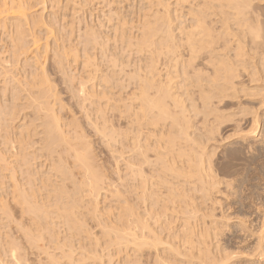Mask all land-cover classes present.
I'll return each mask as SVG.
<instances>
[{
	"label": "bare ground",
	"instance_id": "6f19581e",
	"mask_svg": "<svg viewBox=\"0 0 264 264\" xmlns=\"http://www.w3.org/2000/svg\"><path fill=\"white\" fill-rule=\"evenodd\" d=\"M80 11L89 21L76 19ZM0 29L9 42L0 70L6 78L20 66L8 86L26 96L0 102V211L9 217L13 205L25 250L44 252L49 264H252L250 256H264V210L249 214L258 236L244 261L223 243L229 215L220 208L232 197L242 215L243 189L264 179V0H0ZM48 52L49 74L71 89L83 125L73 107L68 118L59 115L65 104L53 108L59 97L41 61ZM26 104L32 115L13 125ZM86 126L105 148L104 171ZM226 127L253 138L254 152L232 144L217 170ZM247 218L236 232L253 227ZM2 230L0 264H29Z\"/></svg>",
	"mask_w": 264,
	"mask_h": 264
},
{
	"label": "rangeland",
	"instance_id": "374dc122",
	"mask_svg": "<svg viewBox=\"0 0 264 264\" xmlns=\"http://www.w3.org/2000/svg\"><path fill=\"white\" fill-rule=\"evenodd\" d=\"M88 13V12H87ZM85 17L86 15L85 14H82V12L80 11V13H78V14H76V19L77 18H83V16ZM87 18H89L90 19V17L88 16H86V20H88L89 21V19H87ZM94 18V20H95V16H93L92 17V19ZM75 27H77L76 28V30L74 29V31L72 32V36H70V39L73 41V42H75V43H73V44H76V40L78 39V25L77 26H75ZM81 27V26H80ZM79 27V28H80ZM1 29H0V34H1ZM74 32H77V34L76 33H74ZM37 35H39V34H37ZM43 33H42V35L40 34V36H41V38L43 37ZM77 35V38L75 37ZM1 37H0V51H7V50H9V42L7 41V37H5L6 35L4 34H1L0 35ZM74 36V37H73ZM4 37V38H3ZM46 37V36H45ZM73 38H74V40H73ZM4 39H6V40H4ZM29 39H31V37H28V39L27 40H29ZM4 40V41H3ZM42 40H43V38H42ZM40 41V43L39 44H41V46H43L44 44H45V38H44V42L43 41ZM6 41V42H5ZM5 44H4V43ZM49 41H47L46 43H48ZM3 44H4V46H3ZM6 44H7V46H6ZM2 47V48H1ZM5 47V48H4ZM78 47H81V46H79L78 45ZM77 47V48H78ZM8 48V49H7ZM2 49V50H1ZM4 49H6V50H4ZM78 49H80V48H78ZM44 55H46V56H44ZM49 55H51L50 54V52H48L47 54H43V57H45L46 59H44V58H42L41 57V61L42 62H44V71H45V69H47L48 70V68L49 69H51L50 67H51V62H50V60L48 59L49 58ZM125 55H127V54H125L124 53V56ZM48 56V57H47ZM123 55H122V57H124ZM42 59H44V60H42ZM8 60V59H7ZM48 61L50 62V63H48ZM101 60H99L98 62H100ZM48 64V65H47ZM14 67V68H13ZM12 68L11 67H9V69L11 68L12 69V72H11V69H10V71L6 74L7 76H6V78H4V76H3V73H2V70H0V93L1 94H3L4 92V94L3 95H1L0 94V97H3V98H0V102H1V104H3V103H7V102H9L8 104H6V105H9L10 104V106H11V102L10 101H14V95H18V96H20L21 98H23V96L25 95L24 93H20L19 94V92H17L16 94H14V91L16 92V90H14L15 89V84L13 85V86H8V85H12V82L10 81L11 80V77L13 76V75H10V72H11V74L13 73V72H15L14 74L16 75L17 74V72H20L21 70L19 69L20 68V66H13ZM16 67H18L17 69H16ZM30 67V66H29ZM27 69H28V66L26 67ZM25 68V69H26ZM2 69V68H1ZM8 69V70H9ZM16 69V70H15ZM15 70V71H14ZM30 70V68L28 69V71ZM27 71V70H26ZM31 71H32V69H31ZM30 71V72H31ZM22 72V71H21ZM20 72V73H21ZM46 73V75H48L47 77H49V75H50V77H49V79H48V81H50V80H52L51 82L53 83V87H56V88H52V90L53 89H56L55 91H56V96H55V98H58V99H61L60 100V102H59V100L58 99H55V100H57V101H53V103H54V106H53V108L54 109H56V110H60V107L62 108V105L63 104H65L64 106H63V110H62V114L60 113V111H59V115H60V117L61 116H63V117H66L65 115H67V117L66 118H68V116H69V114H67L70 110H71V107H75V105H73L74 104V99L72 100V102L70 101L71 99H70V96H71V94L69 93L70 92V90L71 89H69V91H66L65 90V88L66 87H64V84H62L63 82H62V80L60 81V79H62V78H59V75L58 74H56V75H52V74H49V73H51V70L49 71L48 70V72L46 71L45 72ZM10 75V76H9ZM58 75V76H57ZM56 76V77H55ZM18 77V76H17ZM17 77H15V78H17ZM10 78V79H9ZM13 78H14V76H13ZM12 78V79H13ZM51 78V79H50ZM3 79H5V81H3ZM7 80V81H6ZM59 80V81H58ZM10 81V82H9ZM8 82V83H7ZM62 82V83H61ZM11 83V84H10ZM49 84L50 85H52L50 82H49ZM49 85V86H50ZM5 86H7V87H5ZM45 86V85H44ZM46 86H47V84H46ZM45 86V87H46ZM6 89H5V88ZM52 87V86H51ZM10 88V89H9ZM47 88H48V86H47ZM7 89H9L10 90V92H9V90H7ZM4 90V91H3ZM14 90V91H13ZM18 90V89H17ZM2 91V92H1ZM7 91V92H6ZM13 91V92H12ZM54 91V92H55ZM68 92V93H67ZM8 93H9V95L12 93L13 94V97H12V95H10V96H8ZM57 95H58V97H57ZM70 95V96H69ZM8 96V97H7ZM17 96V97H18ZM10 97H11V99H10ZM16 97V98H17ZM19 97V98H20ZM21 98H20V104H25L26 102L25 101H23V100H21ZM24 98H26V96H24ZM3 99V100H2ZM5 99V100H4ZM10 99V100H9ZM6 100H8V101H6ZM13 101H12V103H13ZM16 101V100H15ZM15 101H14V104H17V102L15 103ZM25 102V103H24ZM52 103V104H53ZM60 103H62L61 105H60ZM28 105H29V102L27 103ZM26 104V106H28ZM69 104L71 105V106H69ZM58 105V106H57ZM59 105H60V107H59ZM68 105V106H67ZM23 106H25V105H23ZM29 108H27V107H24L23 108V111H22V108H19V111H18V113H19V115H17L18 116V118L16 119L17 121H13V122H7V123H10L11 125H12V123H13V125H16L17 123H18V121L21 119V117L22 116H24V114H28L29 116H30V114H31V112H30V110H31V108H30V106H28ZM58 109H57V108ZM68 107H70V110L69 111H66L67 110V108ZM65 108V109H64ZM25 109V110H24ZM28 109V110H27ZM30 109V110H29ZM73 110H75L74 112H76V117H78V119L82 122V118L83 117H81L82 115H78V113H77V109H72V113H73ZM20 111H22V112H20ZM66 112V113H63V112ZM23 112H24V114H23ZM72 113L70 114V116L69 117H71V115H72ZM21 115V116H20ZM32 115V114H31ZM78 115V116H77ZM32 117V118H31ZM29 119H26V122H27V124H28V120H30V119H33V116H31ZM80 117V118H79ZM65 119V118H64ZM83 122H84V124H85V121H84V119H83ZM83 122L81 123L82 125H83ZM36 123V122H35ZM119 123H121V121L119 122ZM85 126V125H84ZM249 126H248V124L247 123H245L244 125H241L240 126V129L242 130V131H244V132H242V133H245V131L247 130V128H248ZM86 129H84V130H87V131H89L88 130V128H87V126L85 127ZM120 129V128H119ZM230 130H231V128H229V127H226V128H223L221 131H220V133H219V136H218V140H221V139H223L222 141H220L219 143H217V149H216V153H215V156H214V158H213V160H214V163H215V167H216V169L217 170H222L223 168H224V164H226L227 162H229V160H230V158L228 157L229 156V152H230V150H231V146H232V144H233V146L232 147H234V148H238V149H241L245 154H246V152H247V154H250V153H253L254 152V149L251 147V141L252 140H254L253 138L251 139V138H247V137H243V136H241L242 135V133H239L238 135L236 134V136H232V132H230ZM87 131H85L86 133V135H85V139L87 140L86 142H89V140H90V142L89 143H91L90 145L92 146V148L94 149H92V153H94V154H96V157L94 156V154H93V159H94V157H95V160L94 161H97V163L96 164H98V166L100 167V165H101V167L103 168V166H104V168L103 169H106V168H108L107 166H108V164H107V156H106V154L104 155V151H103V153H102V150L103 149H105V148H102L103 146L102 145H100V143H99V145H98V138H97V136H93V135H95L93 132V134L91 133V129H90V131L89 132H87ZM90 135H89V134ZM88 134V135H87ZM88 136V137H87ZM232 136V137H231ZM40 137V136H39ZM231 137V138H230ZM85 139L84 140H82V141H85ZM36 140V139H35ZM236 144V145H235ZM235 145V146H234ZM35 146H37V145H35ZM34 146V148H36ZM90 146V147H91ZM38 147V146H37ZM94 151V152H93ZM102 153V154H101ZM106 153V152H105ZM100 154H101V156H100ZM106 157V162H105V160H104V158ZM104 160V161H103ZM70 161V160H69ZM42 162H43V160H42ZM71 162V161H70ZM104 164H106V165H104ZM100 167V168H101ZM101 168V169H102ZM102 169V171H104ZM20 174V173H19ZM17 175H18V172H17ZM16 175V176H17ZM20 175H22V174H20ZM20 175H18L19 177H18V179L20 180V178H22V177H24V176H21L20 177ZM262 181H257V183H258V186H257V188L254 190V191H252L249 187H248V189H247V187L246 188H244L243 189V195H242V203L244 204L243 205V209L241 210V213L243 212V214L241 215V214H237V208L239 207L238 205L237 206H235V201H234V199L235 198H232V197H229L230 199H232L233 200V202H232V200H230L229 198V200L228 199H226V201L227 202H224L223 200H222V202H221V206H220V208H224V210L226 211V210H228V211H226L225 212V214H226V216H228V217H230V218H228L227 217V219H229L228 221H227V229L226 230H224V233H223V239H224V241H223V243L225 242L226 244H228L229 243V245H227L226 247L228 248V250L230 251V252H236V253H238V252H240L242 255L243 254H246V253H251V247L254 245V239L258 236V234L257 233H255L253 230L255 229V227H257L256 226V223H255V220L254 221H252V218H253V216H252V218L250 217V213H255L256 212V210L257 211H259V212H262L263 210H264V206H262V205H264V179H261ZM23 183H25V180L23 181ZM255 183V182H254ZM250 190H251V192H250ZM258 191H259V193H258ZM250 192V193H249ZM252 192H254V193H252ZM253 197H252V196ZM246 196H248V197H246ZM251 196V197H250ZM245 197H246V199H245ZM260 197V198H259ZM245 199V200H244ZM261 199V200H260ZM251 201V202H250ZM253 201V202H252ZM257 201V202H256ZM259 201V202H258ZM224 202V205L225 206H227L226 208H225V206L224 205H222V203ZM246 203V205L247 206H245V203ZM250 204H249V203ZM255 202V203H254ZM226 203V204H225ZM257 203V204H256ZM263 203V204H262ZM256 204V205H255ZM232 205V206H231ZM250 205V206H249ZM255 205V206H254ZM257 205H258V207H257ZM9 208H10V212L9 211H6V213L7 212H9L8 214L10 215V216H13L12 218H9L8 216H6L5 214H2V212L0 213V217H3V218H0L1 219V227H0V229L2 230V228L4 227V225L6 226L4 229H5V231L7 232L8 231V233H6L5 231V233L8 235L9 233L11 234H9L10 235V237L11 238H13V237H16V238H13V239H16V242L17 241H19V244H21L22 246H23V244L25 243V242H22L23 240H22V238H21V235L20 234H18V230H16L15 229V224L18 222V220H17V218H16V216L15 215H17V213H16V210L13 208V205L12 204H10L9 203ZM12 206V207H11ZM223 206V207H222ZM231 206V207H230ZM262 206V207H261ZM234 207H235V209H234ZM249 207V208H248ZM254 207V208H253ZM257 207V208H256ZM262 209H261V208ZM13 208V209H12ZM230 209V210H229ZM235 210H236V212H235ZM244 210H245V212H244ZM220 211H221V209H220ZM246 211H248V214H247V212ZM14 212H15V214H14ZM228 213V214H227ZM230 213V214H229ZM2 215H4V216H6V217H4V216H2ZM243 215H247L246 217L245 216H243ZM248 217V218H247ZM8 218V219H7ZM246 218H247V220L249 221H246V223L247 224H245V226L246 227H249L248 225L250 224V226L251 225H253V227L251 228L252 229V231H251V233H249L250 231H247V230H249L250 229V227L249 228H245V229H243L244 231H242L243 233H241V232H236L235 230H234V228L233 227H235L236 226V224H237V222H239L240 220L241 221H244V220H246ZM251 218V219H250ZM6 221H5V220ZM233 220V221H232ZM239 220V221H238ZM10 221V222H9ZM232 221V222H231ZM4 222H5V224H4ZM9 222V223H8ZM89 222V221H88ZM87 222V223H88ZM251 222V223H250ZM7 223V224H6ZM90 223V222H89ZM93 223H90L89 224V227H90V225H92ZM255 224V225H254ZM17 226V225H16ZM93 226V225H92ZM3 229V230H4ZM94 229H97V228H94ZM93 229V231L95 232V233H97L98 231L97 230H94ZM228 229H229V231H228ZM231 229V230H230ZM247 229V230H246ZM250 229V230H251ZM2 230V231H3ZM234 231V232H233ZM17 232V233H16ZM16 234V235H14V234ZM20 233V232H19ZM253 233H254V235H253ZM12 234H13V236H12ZM255 234H257V236L255 235ZM20 235V236H19ZM250 235H252L253 237H254V239H252L253 237L252 236H250ZM20 237V239L21 240H19L18 238ZM233 239V240H232ZM236 240V241H235ZM243 240V241H242ZM247 240V241H246ZM1 241V240H0ZM240 241V242H239ZM249 241V242H248ZM251 241V242H250ZM1 243V242H0ZM224 243V244H225ZM245 243V244H244ZM225 244V245H226ZM241 244V245H240ZM233 247H232V246ZM24 246H25V248H26V244H24ZM24 246H23V248H24ZM239 246V247H238ZM230 247H232V248H230ZM242 247V248H241ZM25 248L23 249L24 251H26L25 253H24V251H23V254L24 255H26L25 257L27 258V259H29V260H27L28 262L27 263H29V264H37V262H38V264L41 262L40 260H42L43 261V259H46V256L42 253V251H40V250H38V251H36V249L34 248L33 250H31V249H27V250H25ZM51 250V251H50ZM233 250V251H232ZM244 250V251H243ZM48 251H50V253L52 252V249H48ZM238 251V252H237ZM247 251H250V252H247ZM1 252V251H0ZM35 253V254H33V253ZM57 253H58V251H56ZM29 253V254H28ZM49 253V252H48ZM55 253V252H54ZM31 254V255H30ZM56 254V253H55ZM235 254V253H234ZM240 254V255H241ZM39 255H41L40 257H39ZM237 255H239V254H237ZM236 255V257H240V255L239 256H237ZM242 255H241V258L240 259H243L244 261H245V259L244 258H247V257H244V255H243V257H242ZM246 255H248V257H249V254H246ZM245 255V256H246ZM8 256V255H7ZM9 257V256H8ZM36 257V258H35ZM37 257H39V258H37ZM254 257H255V259H254ZM264 257V256H263ZM262 256L259 258L258 256H253V258H252V256H250V259L248 260V261H252L251 263L252 264H264V258H263ZM5 258V257H4ZM7 258V257H6ZM25 258V259H26ZM252 258V259H251ZM263 258V259H262ZM9 259V258H8ZM258 259V261H255V260H257ZM6 260V259H5ZM35 260V261H34ZM37 260V261H36ZM39 260V261H38ZM34 261V262H33ZM32 262V263H31ZM44 262H46L45 264H49L48 262L49 261H47V259L46 260H44L42 263H40V264H44ZM250 263V262H249ZM51 264V263H50Z\"/></svg>",
	"mask_w": 264,
	"mask_h": 264
}]
</instances>
